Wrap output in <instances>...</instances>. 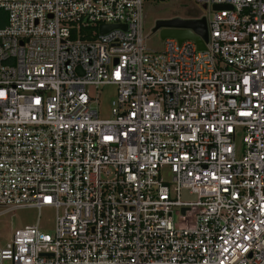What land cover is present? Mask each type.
Masks as SVG:
<instances>
[{
    "label": "built area",
    "instance_id": "2783aa9c",
    "mask_svg": "<svg viewBox=\"0 0 264 264\" xmlns=\"http://www.w3.org/2000/svg\"><path fill=\"white\" fill-rule=\"evenodd\" d=\"M191 1L203 49L149 48L148 0H0V214L55 210L0 264H264V0Z\"/></svg>",
    "mask_w": 264,
    "mask_h": 264
},
{
    "label": "rangeland",
    "instance_id": "374dc122",
    "mask_svg": "<svg viewBox=\"0 0 264 264\" xmlns=\"http://www.w3.org/2000/svg\"><path fill=\"white\" fill-rule=\"evenodd\" d=\"M203 7L196 5L191 0H148L144 6L145 22L144 32L147 36L145 42L151 49H161L163 39L159 31H153V26L157 19H167L173 17H190V14L204 13ZM115 86L104 85L98 90V103L96 105L100 117L107 118L111 114V100L114 97ZM240 144V140H237ZM39 212V218H38ZM39 219L41 229L52 233L55 222L54 208L42 207L40 211L34 207L18 208L0 214V246L8 242L15 229L27 224H33Z\"/></svg>",
    "mask_w": 264,
    "mask_h": 264
},
{
    "label": "water",
    "instance_id": "95a60500",
    "mask_svg": "<svg viewBox=\"0 0 264 264\" xmlns=\"http://www.w3.org/2000/svg\"><path fill=\"white\" fill-rule=\"evenodd\" d=\"M226 7L230 6L228 4L214 5L216 9ZM116 27L125 26L118 24H102L99 26V32L105 33ZM152 30L159 31L162 39L170 37L178 41L186 39L193 40L198 49H203L204 43L207 40V24L203 17L200 19H182L180 17L157 19ZM182 196L186 199H195V196L189 195L186 189L182 191Z\"/></svg>",
    "mask_w": 264,
    "mask_h": 264
},
{
    "label": "trees",
    "instance_id": "16d2710c",
    "mask_svg": "<svg viewBox=\"0 0 264 264\" xmlns=\"http://www.w3.org/2000/svg\"><path fill=\"white\" fill-rule=\"evenodd\" d=\"M197 15H198V13L193 12L190 14V17L193 18V17H196ZM5 23H6V12L0 8V26L4 25ZM90 29L91 28H87V29L81 28L80 29L82 39H85L88 37L87 35L84 34V30H86V32H88V30H90ZM94 29L96 30V27ZM74 36H76V35H74Z\"/></svg>",
    "mask_w": 264,
    "mask_h": 264
}]
</instances>
